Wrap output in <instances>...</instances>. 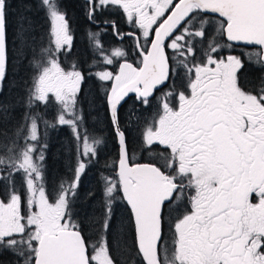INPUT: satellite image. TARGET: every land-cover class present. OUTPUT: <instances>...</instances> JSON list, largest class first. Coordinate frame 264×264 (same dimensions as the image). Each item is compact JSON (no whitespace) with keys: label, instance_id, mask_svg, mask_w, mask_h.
<instances>
[{"label":"snow or ice","instance_id":"obj_1","mask_svg":"<svg viewBox=\"0 0 264 264\" xmlns=\"http://www.w3.org/2000/svg\"><path fill=\"white\" fill-rule=\"evenodd\" d=\"M84 6L91 24L133 40L131 54L121 48L105 54L102 33L89 30L102 71L90 70L99 67L95 60L88 69L76 62L62 67L60 57L71 55L74 41L63 0H17L16 9L0 0V264H264V0H84ZM34 7L44 25L33 20ZM109 8L134 30L98 20ZM241 45L251 51L234 54ZM117 60L119 69L108 71ZM93 77L118 162L114 177L102 175V190L84 194L81 212L75 208L82 177L106 146L88 129L95 99L87 100L83 85ZM129 93L134 107L122 126ZM153 103V118L141 129L135 105ZM49 106L53 120L40 110ZM64 126L72 134L65 145L71 179L50 197L49 129ZM133 131L142 152L162 147L158 160L131 162ZM118 201L129 211L127 223L120 222L127 232L114 230ZM89 229L101 234L91 249ZM110 232L117 241L130 237L126 259L112 254Z\"/></svg>","mask_w":264,"mask_h":264},{"label":"flooded vegetation","instance_id":"obj_2","mask_svg":"<svg viewBox=\"0 0 264 264\" xmlns=\"http://www.w3.org/2000/svg\"><path fill=\"white\" fill-rule=\"evenodd\" d=\"M63 3L65 5V7L67 8L68 17H69L70 23H71L72 33L74 35V41H73V47L71 50V55L60 57L62 64L69 65L73 62H76L83 69H88L89 65H91L93 63V61L95 60L99 64V67L101 65H103L102 62L97 60L98 56L93 53L90 41H88L89 40L88 32L85 29L87 26L94 33L95 32H101L102 33L101 36L99 37V39H100V42H101L104 49H107L110 45H112L114 43H118L123 48V50H125L126 52L131 54L132 49H133V40L131 38H128L127 36H125V38H123L121 40L113 34L111 27H108L107 29L102 30L103 25H101L100 27H97L96 25L91 24L86 19L84 0H63ZM97 19L98 20L108 19V20L117 21V23L119 25V29L123 33H127V32L134 30L129 24L126 23L125 18L122 17V15L117 10L112 9V8H109L107 11H105L103 13V15L98 14ZM210 31L214 33L215 27L213 26L210 29ZM225 40H226V38H225ZM244 51H251V49H247L243 45H241L236 49L234 54L240 55L241 52H244ZM172 54L173 53L168 52L169 56H171ZM89 56L91 57V61H89ZM131 60L135 61L136 57L132 56ZM119 62L120 61L117 60V62L113 64L115 66L112 67L111 70H108V71H112L113 73H115L116 69H117V65L119 64ZM99 67H96V68L93 67L90 70L93 72V70H96ZM245 71H246V73H251L252 70L250 67L246 66ZM170 83H171V81L169 82V84ZM176 83L178 86V90H183V88L180 87L181 79L179 77L177 78ZM109 85H110V83H105L104 87L109 88ZM94 86H97L101 89V83L98 80H96L95 77L88 79L87 82L83 85L86 92H88V88H90V87L93 88ZM159 94H160L159 92L155 93V95H159ZM101 97H102V90H101V94L97 98L99 100H101ZM126 100H127V103H124L123 106L120 108L122 126L127 123V121L125 120V116L128 113L133 111L135 94H133V93L129 94V96L126 98ZM88 101H90V100H88ZM84 106H85L86 111L89 110V105H88L87 101H85ZM136 107H138V109H139V111L136 113V115H138L140 117L139 127L142 129L145 126L144 122L145 121H151V119L153 118V114L155 112V104L153 103V105L151 107H146V108L141 107L140 105H135V108ZM101 108L104 109V107L102 106V103L99 105L95 103V110L92 111L91 116L88 117V129H89V127L93 128V130H89V131L90 132H97L98 135H100L101 133L110 135V140L112 143L113 152L110 154H107L106 156L115 159V157L117 155L116 146H114V141H113L112 136H111V131H110V127L108 125V122L106 119H104V120L99 119L97 117V114H96V111H98ZM122 110H124L123 113H122ZM46 111H47V116H46L47 118H51L54 114H56L55 108L52 106H49L48 110H46ZM103 112L105 114V109ZM134 128H135V124H134ZM49 130L53 131L52 137H55L54 133L56 135L57 134H65L66 138L64 137V139H67V142H69V140L71 139V135H72L71 131L66 126L60 127L58 129H49ZM129 139H130L129 154H130L131 162H133V163L134 162H144V161L152 162L153 160L159 159V154L162 151L161 146H157V148L152 150V155H149L148 152H142L141 149L139 148V146L135 143V131L130 134ZM69 176H70V173L67 175L66 178H68ZM80 206L81 205L78 206L76 204L75 210L82 212L83 209ZM123 211L125 212L127 220H128L129 211L127 209L126 204L118 201V203L116 205L117 220H119L120 222H121V220H123L124 223L126 224L124 217L121 214ZM170 223H171V221H170ZM119 225L114 227L115 231L127 232V229L120 230V228H118ZM165 232H166L168 237L171 236V232L168 230L167 224L165 226ZM86 234L89 236V246L91 249V244L94 243L99 238V236L101 234L94 231L93 229H89ZM108 239H109L110 246H112V254L120 260L126 259L127 258L126 249H128L127 244L130 243V237H128L126 235H121L119 238V241H117V239L113 235V232H110ZM129 264H131L130 261H129Z\"/></svg>","mask_w":264,"mask_h":264},{"label":"rangeland","instance_id":"obj_3","mask_svg":"<svg viewBox=\"0 0 264 264\" xmlns=\"http://www.w3.org/2000/svg\"><path fill=\"white\" fill-rule=\"evenodd\" d=\"M126 21V20H125ZM127 23V22H126ZM128 24V23H127ZM116 48H121L123 49L120 44L118 43H114L112 45H110L107 49H105V54L110 53L112 50L116 49ZM168 52L172 53L171 50H169ZM96 55L98 56L97 60L100 61V56L99 53H96ZM102 62V61H100ZM116 63V62H115ZM73 63L69 64V65H64L62 64V67H64L65 69H68L71 67ZM115 65H109L106 66L107 70H111L112 67H114ZM95 68V67H94ZM105 69L104 65H101L99 68H97L96 70H93V72L95 71H102ZM87 93V100H93L96 99L100 94H101V89L97 86H94L93 88H88V92ZM138 109V107H136ZM124 112V110H122V113ZM55 117V114H54ZM54 119V118H53ZM52 119V120H53ZM89 130H93V128L89 127ZM134 132V131H133ZM100 137H103L106 139V146L104 148L101 149V154H100V160L99 162H95L93 161L92 166L88 167L86 169V173L83 175L82 177V181H81V185H80V199L77 200V205H82L83 203V196L84 194L91 190V191H95V192H99L101 190V186H102V167L104 165H107L106 167H109L110 162H111V157H107V154H110L113 152V148H112V143L110 140V135L108 134H104L101 133ZM59 140H62L61 142H59ZM59 142V143H58ZM40 143H43L42 141H40ZM63 143L60 147L57 148V146ZM67 140L64 138L59 139L58 137H52L49 138L48 137V151H47V158L45 161V165H46V170H45V179L51 177L50 175V167L53 165L57 166V169H54L53 172V182L57 183L56 188L53 190L52 186H51V181L46 183V190L49 194L50 197H54L55 194V190H57L59 188V185L61 183V181L63 179H65L67 177V175L69 174V170L66 166V161L68 159L66 152H65V145L67 144ZM21 144H23V139L21 138ZM54 168V167H53ZM104 176H111V174L109 172H106L104 174ZM17 183H19L20 181V177L18 176L17 178ZM69 180L71 179V176L68 178ZM97 199H99V196L97 197ZM122 216L124 217L125 222L127 223V217L125 212L123 211ZM120 221L116 220L114 222V227L119 225ZM120 228V225L119 227ZM128 249H126V255H128Z\"/></svg>","mask_w":264,"mask_h":264},{"label":"trees","instance_id":"obj_4","mask_svg":"<svg viewBox=\"0 0 264 264\" xmlns=\"http://www.w3.org/2000/svg\"><path fill=\"white\" fill-rule=\"evenodd\" d=\"M16 7H17V0H10V8L11 9H16ZM31 15H32V17H33V20L38 24V25H44V20H43V14L42 13H38L37 12V10H36V8L34 7L33 8V11H32V13H31ZM13 20V17H11L10 16V21H12ZM86 31L88 32L90 29H89V27L87 26L86 28ZM89 41V40H88ZM89 61H91V57L89 56ZM90 66V65H89ZM96 68V67H95ZM90 88H92V87H90ZM95 103L96 104H101V100H99L98 98H96L95 99ZM41 111H44L45 109L43 108V107H41V109H40ZM46 110H48V109H46ZM45 110V111H46ZM104 109L103 108H101V109H99L98 111H96V114H97V117L99 118V119H102V120H104V119H106L105 118V114H104ZM53 119V116H52V118H51V120ZM43 132H44V128H43V125L41 124L40 125V128H39V133H40V141H42L43 143H44V138H43ZM66 135L65 134H57V135H55V138H59V139H61V138H64ZM98 137H100V135H98ZM49 138H52V137H49ZM66 138V137H65ZM67 140V139H66ZM62 140H59V142H61ZM58 142V143H59ZM63 143H60L58 146H57V148L58 147H60L61 145H62ZM114 165V159L113 158H111V162H110V165H109V169L106 167L107 165H104L103 167H102V173H103V175L106 173V172H109L110 174H115V172H114V169H113V166ZM54 167V168H53ZM53 167L51 166L50 167V175H51V177H49V178H47V179H45V183L46 182H49V181H53V172H54V169H57V166H55V165H53ZM108 169V170H107ZM101 190H102V188H101Z\"/></svg>","mask_w":264,"mask_h":264},{"label":"water","instance_id":"obj_5","mask_svg":"<svg viewBox=\"0 0 264 264\" xmlns=\"http://www.w3.org/2000/svg\"><path fill=\"white\" fill-rule=\"evenodd\" d=\"M119 69V64L117 65V69H116V71ZM111 88V83H110V86H109V88L108 89H110ZM129 94H131V93H129ZM134 94V93H133ZM117 147V146H116ZM117 152H118V148H117ZM118 162V155H117V160H116V163ZM135 163H147V162H135Z\"/></svg>","mask_w":264,"mask_h":264}]
</instances>
